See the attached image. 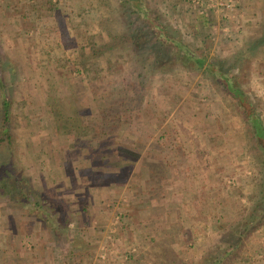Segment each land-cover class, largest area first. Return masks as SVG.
<instances>
[{"label": "rangeland", "instance_id": "374dc122", "mask_svg": "<svg viewBox=\"0 0 264 264\" xmlns=\"http://www.w3.org/2000/svg\"><path fill=\"white\" fill-rule=\"evenodd\" d=\"M168 1L0 0V129L4 91L12 136L4 158L44 196L38 205L34 195L0 194V264H160L162 244L176 253L164 264L220 262L232 234L256 218L264 161L236 99L212 74L185 66L178 47L152 70L130 47L83 67L89 37L142 24L132 13L141 2L212 61L233 62L264 28V0L201 29ZM255 50L233 72L264 122V43ZM128 92L141 97L138 117L101 132L107 106ZM159 181L163 193L153 190ZM239 255L233 264H264V226Z\"/></svg>", "mask_w": 264, "mask_h": 264}, {"label": "trees", "instance_id": "16d2710c", "mask_svg": "<svg viewBox=\"0 0 264 264\" xmlns=\"http://www.w3.org/2000/svg\"><path fill=\"white\" fill-rule=\"evenodd\" d=\"M128 2H135L136 0H126ZM50 3L52 4L51 0ZM135 7L133 14L139 13L144 17L142 24L135 26L133 22L130 23V26L124 31H115L107 27L106 34L108 40L102 35H92L89 37V55L84 54L87 50L82 47L81 55L91 56V60L83 62V67L85 69H90L95 65V61L103 55L111 54L115 59L118 60L119 57H124L122 52L117 50V48L127 49L131 48L133 52L139 51L142 56L141 62L144 61L150 62V70L155 68L159 63L166 59H174L172 52V47H178L180 51H175L176 56H180L183 60L185 66H192L193 70L198 72H208L212 74V77L216 84L222 86L224 90L230 93L237 101L240 113L245 120V123H248V132L250 133V140L252 141L256 151L261 152L259 155L264 161V122L261 116L256 112L257 104L252 99L251 96L247 94L245 89L241 87L238 83V76L234 74V67L245 68V59L251 57L253 52L256 51V47L264 43V28L259 37H254L249 42V46L245 47L241 52L242 56L236 58L233 62L224 61H212L204 56L203 53L199 54L186 46H183L181 41H179L174 35L170 34V28L166 25L159 22L158 18H154L149 11V8L145 6L143 2L140 5L133 4ZM139 23V22H138ZM135 26V27H133ZM99 40H102L99 42ZM181 49L184 50L181 54ZM203 51V50H202ZM112 52V53H111ZM131 53V52H129ZM137 54V52H136ZM131 54H129L130 56ZM109 61L113 62L115 60L112 57H109ZM122 59V58H121ZM169 61V60H168ZM220 61V60H219ZM116 62V61H115ZM94 68V67H93ZM92 68V69H93ZM144 84V82H141ZM143 86V85H142ZM143 88V87H142ZM2 103L4 111V123L1 125L4 126L0 129V194H9L10 198L17 200H30V198L35 196V203L42 205L44 196L41 192L36 189L28 179L21 178L18 176L17 169H19L14 161L7 160L4 158V152H8L9 147L11 148L12 136L10 128L6 123L11 119L10 116V101L7 95L2 92ZM141 97L138 96L136 99L133 96H130L128 92L124 97L114 100L111 104L107 106L108 111H104L105 119L101 126L102 131L104 130L112 131L113 128H120V125L123 121L129 122L133 118L138 117V110L140 111ZM137 110V111H136ZM3 119V118H2ZM2 119L0 121H2ZM132 123L130 122V125ZM5 129V130H4ZM100 130V129H99ZM99 130H96L98 133ZM95 132V134H97ZM113 132V131H112ZM142 142V140H141ZM5 147V148H4ZM8 147V150L6 149ZM2 148V149H1ZM161 161V160H160ZM124 163H130L126 160ZM131 164H122V169L128 170L127 167ZM163 168V162L161 161ZM157 170L158 175H162L163 170L159 169V166L156 163H153V170ZM12 179L11 188L7 182L8 179ZM13 177V178H12ZM261 180V179H260ZM259 183V181H258ZM262 186L258 200L254 202L253 208L251 210V216L254 218L252 222L247 223L242 231L239 234H232L230 245L227 249V255L225 259L210 262L208 264H233L237 258L240 256V250L244 245V241L252 235L256 230L264 226V179L260 181ZM153 190L157 193L165 192L163 183L159 181V186L153 187ZM158 209V208H157ZM156 209V210H157ZM164 211V208L161 207V213ZM161 213H158L160 215ZM154 214V211H153ZM155 220L151 218V222ZM149 222V221H148ZM176 230L173 231V235H176ZM165 241V240H163ZM233 249V252L230 250ZM175 251L173 248L168 247L162 244L161 252H158V262L164 264L168 262V259L171 256H175ZM168 255V256H167ZM239 255V256H238Z\"/></svg>", "mask_w": 264, "mask_h": 264}, {"label": "built area", "instance_id": "2783aa9c", "mask_svg": "<svg viewBox=\"0 0 264 264\" xmlns=\"http://www.w3.org/2000/svg\"><path fill=\"white\" fill-rule=\"evenodd\" d=\"M198 8L201 15H218L222 20L230 21L239 13V0H189ZM210 15V16H211Z\"/></svg>", "mask_w": 264, "mask_h": 264}, {"label": "crops", "instance_id": "0c3cea01", "mask_svg": "<svg viewBox=\"0 0 264 264\" xmlns=\"http://www.w3.org/2000/svg\"><path fill=\"white\" fill-rule=\"evenodd\" d=\"M247 1H249V3L252 4V1H250V0H239V2H240V4L242 5L243 8H244V4L248 3ZM167 4L168 5L171 4V7H173L174 9H176V5L180 6L181 12H182L181 18L185 22L189 23L191 26L194 24V22L199 23L198 26H199L200 29L202 27L203 28H207V26H205L206 25L205 21H207V20L214 21L216 19V15H211L209 18L201 15L199 13L198 8L195 7L189 0H169L167 2ZM243 8H241V10L243 11V15L246 14V12L247 13L249 12V9L248 10L247 9L243 10ZM202 17H204V19ZM217 18H219V16H217Z\"/></svg>", "mask_w": 264, "mask_h": 264}]
</instances>
